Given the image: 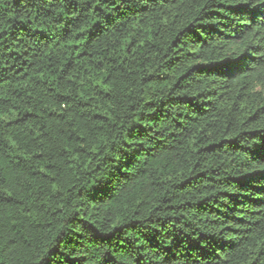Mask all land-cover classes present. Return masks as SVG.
Listing matches in <instances>:
<instances>
[{
	"label": "trees",
	"instance_id": "trees-1",
	"mask_svg": "<svg viewBox=\"0 0 264 264\" xmlns=\"http://www.w3.org/2000/svg\"><path fill=\"white\" fill-rule=\"evenodd\" d=\"M0 264H264V0H0Z\"/></svg>",
	"mask_w": 264,
	"mask_h": 264
}]
</instances>
